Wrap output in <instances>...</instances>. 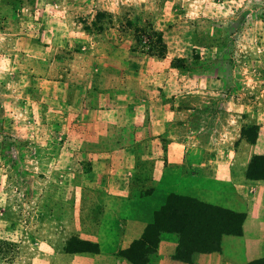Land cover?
<instances>
[{"label":"rangeland","instance_id":"374dc122","mask_svg":"<svg viewBox=\"0 0 264 264\" xmlns=\"http://www.w3.org/2000/svg\"><path fill=\"white\" fill-rule=\"evenodd\" d=\"M202 103L264 115V0H0V264H115Z\"/></svg>","mask_w":264,"mask_h":264},{"label":"crops","instance_id":"0c3cea01","mask_svg":"<svg viewBox=\"0 0 264 264\" xmlns=\"http://www.w3.org/2000/svg\"><path fill=\"white\" fill-rule=\"evenodd\" d=\"M247 113L242 104H196L195 163L189 164L185 153L171 150L168 165L161 171V185L145 200L144 205L150 208L125 236L119 253L142 236L154 210L169 194L189 196L193 192L205 203L245 215L242 236H224L220 252L196 253L193 264H264V180L247 178L252 157L264 156V115L252 124L258 127L256 143L252 144L242 136L249 123ZM176 247L161 243L157 264H187L173 258ZM114 263L132 264L124 257L114 258Z\"/></svg>","mask_w":264,"mask_h":264},{"label":"trees","instance_id":"16d2710c","mask_svg":"<svg viewBox=\"0 0 264 264\" xmlns=\"http://www.w3.org/2000/svg\"><path fill=\"white\" fill-rule=\"evenodd\" d=\"M137 41L142 51L151 56L164 58L167 45L163 35L156 31L138 29ZM258 127H244L242 136L249 143H256ZM247 178L264 180V156L252 157ZM245 215L220 206L205 203L191 196L171 193L165 203L154 211L152 221L142 236L119 255L132 264H149L157 253L163 234H175L178 238L173 258L187 264L193 263L196 253L220 252L224 236H242ZM66 253H99V245L90 241L72 238Z\"/></svg>","mask_w":264,"mask_h":264}]
</instances>
